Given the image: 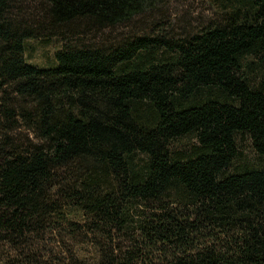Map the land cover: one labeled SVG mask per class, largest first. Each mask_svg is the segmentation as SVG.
I'll return each instance as SVG.
<instances>
[{"label": "trees", "instance_id": "1", "mask_svg": "<svg viewBox=\"0 0 264 264\" xmlns=\"http://www.w3.org/2000/svg\"><path fill=\"white\" fill-rule=\"evenodd\" d=\"M26 1L0 0L3 264H264V0H212L199 31L100 44L84 35L170 0H34L39 17ZM42 35L66 40L56 65L26 59ZM55 232L93 235L94 260L83 238L45 260Z\"/></svg>", "mask_w": 264, "mask_h": 264}, {"label": "rangeland", "instance_id": "2", "mask_svg": "<svg viewBox=\"0 0 264 264\" xmlns=\"http://www.w3.org/2000/svg\"><path fill=\"white\" fill-rule=\"evenodd\" d=\"M38 6V2L34 0H28L23 3V7L27 10L25 12L28 13V16L36 17L39 14L42 16ZM147 13L149 14L137 17L130 25L116 29H106L103 33L98 35H93L91 32L90 34L84 35V39L86 42H91L93 44L110 43L111 41H106L108 38L116 37V39L112 40L114 41L121 40L124 37L131 38L134 35L152 34L159 32L160 30L158 29L161 27L169 34L177 36L188 32L199 31L217 16L216 8L213 6L212 0H170L165 5H161L158 9ZM65 41L64 38L56 35H42L36 38H29L26 40V59L29 63L42 67L56 65L57 60L55 52L61 48ZM23 133L25 134V132ZM189 141V137H183L180 139L179 144L184 146ZM239 149L243 157H247L250 160L255 158L253 146L247 137L244 136L239 140ZM78 236V239H72V237L68 235L65 238V242L67 243H64V240L59 236L58 232L48 235L45 244L47 249L42 251L45 255V260L51 261L46 257L49 253L45 250L54 251V254L61 256L62 253H64L62 252L63 249L68 250V248L77 247L76 241L79 240V238H83L84 242L80 247L79 253L85 256L87 261H93L97 254V250L91 241V239L94 238L93 235L87 238L83 237V234ZM118 242H122V239H119ZM124 243L127 244L126 239ZM36 252L40 251L37 250ZM12 253L13 251L9 245L0 244V255H2L0 264H3L4 257L7 258L12 255ZM163 258L164 256L160 253H156L152 256V260L149 263L165 264L162 261Z\"/></svg>", "mask_w": 264, "mask_h": 264}]
</instances>
